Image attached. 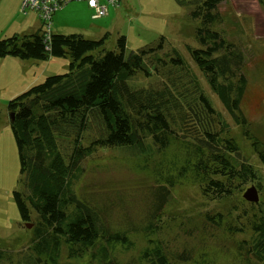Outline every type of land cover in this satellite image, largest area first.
<instances>
[{"label":"trees","instance_id":"trees-1","mask_svg":"<svg viewBox=\"0 0 264 264\" xmlns=\"http://www.w3.org/2000/svg\"><path fill=\"white\" fill-rule=\"evenodd\" d=\"M177 1L191 6V17L199 20L195 38L200 47L187 49L224 112L214 106L202 80L177 49L161 55L164 39L129 52L125 35L108 50L109 32L97 40L80 33H52L48 44L41 27L32 34L0 39V57L69 58L67 72L48 76L8 103L20 162L13 196L21 221L36 223L32 243L15 260L12 252L0 248V264H61L63 244L72 253L88 251L89 264H120L113 253L117 244H130L128 231L112 230L76 191L86 159L100 149L134 157L172 155L161 162L169 163L167 168L160 164L150 169L154 183L140 229L147 245L139 257L146 264H179L192 258L186 250L172 252L159 237L172 189L188 179L198 181L202 194L213 200L242 191L247 183L257 188L259 201L245 204L235 228L244 234L237 255L240 264H264V176L243 157L227 118L251 138L241 109L248 85L245 56L214 27L221 20L219 5L226 0ZM258 2L264 8V0ZM168 71L181 78L163 80L167 85L162 80L142 88L128 85L138 73L162 78ZM252 140L264 165V144Z\"/></svg>","mask_w":264,"mask_h":264},{"label":"rangeland","instance_id":"rangeland-1","mask_svg":"<svg viewBox=\"0 0 264 264\" xmlns=\"http://www.w3.org/2000/svg\"><path fill=\"white\" fill-rule=\"evenodd\" d=\"M87 8L83 0L70 2L55 14V18L71 24L58 27L54 20L52 30L62 34L80 33L88 39L97 40L103 32L100 33L96 26L113 24L110 32L106 31L109 32L106 48L114 50L118 36L125 35L128 52L157 45L164 39L161 55L177 49L202 80L214 106L224 112L187 49V46L200 47L195 38L199 20L191 17V6L177 0H122L118 7H109L110 16L107 14L100 18L92 17L94 11ZM219 11L221 20L214 27L244 53V72L248 79L241 109L249 122L251 138L245 136L242 128L227 116L231 136L238 143L243 157L264 176V165L252 146V138L264 144V8L258 0H226L219 5ZM17 14L36 20L34 12L29 11L26 15L21 11V1ZM15 22V19L11 20L10 28L0 33V39L13 35ZM68 65V57L46 60L20 59L10 55L0 57V248L12 252L14 260L17 253L32 243L33 226L28 228L21 221L13 196L20 179V162L8 103L48 76L67 72ZM179 74L168 71L159 78L158 75L147 77L138 73L128 85L130 88H142L158 80L172 83L181 78ZM184 82L185 79L180 83ZM169 158L172 155L168 152L134 157L118 150L100 149L86 159V170L76 184V191L81 199L97 208L112 230L128 231L130 244H117L113 253L120 264H146L139 257L147 245V237L140 229L148 206L149 187L154 183L150 169L160 164L167 168L169 163L161 162ZM251 185L247 183L242 191L235 189L231 195L215 200L206 198L199 182L192 179L173 187L159 237L172 252L186 250L192 254L190 261H179V264H240L237 244L244 234L235 232V228L240 225L241 212L249 202L243 193ZM263 197L264 194L260 193V198ZM208 215L214 216L215 221L208 219ZM30 222L35 225L36 220ZM60 263L89 264L91 261L88 251L77 249L72 253L63 244Z\"/></svg>","mask_w":264,"mask_h":264},{"label":"built area","instance_id":"built-area-1","mask_svg":"<svg viewBox=\"0 0 264 264\" xmlns=\"http://www.w3.org/2000/svg\"><path fill=\"white\" fill-rule=\"evenodd\" d=\"M75 0H21L23 13L35 12L44 29V41L49 44L52 34L53 17L56 12ZM88 6L93 9V17L100 18L109 12V6H119L120 0H86Z\"/></svg>","mask_w":264,"mask_h":264},{"label":"crops","instance_id":"crops-1","mask_svg":"<svg viewBox=\"0 0 264 264\" xmlns=\"http://www.w3.org/2000/svg\"><path fill=\"white\" fill-rule=\"evenodd\" d=\"M20 1L21 0H0V33H3V31H5L6 29H9L10 24H11V20H14V19L17 22H15V24H14L13 28L15 29L14 30L15 32L13 34H19V35L32 34L42 27V23H41L39 17L37 16V14L35 12L34 13L36 14V20L34 19V17H31V16H29V18H26L23 15L17 14L18 7L20 6ZM83 1H85V8H86V4H87L86 0H83ZM114 7H116V6H114ZM63 9H61V10H63ZM87 10L91 11L93 9H91L89 7V8H87ZM58 12H56L55 14H57ZM14 13H15V15L13 16ZM109 13H110V10H109ZM109 13H108V15L110 16L111 13L110 14ZM26 15H28V14H26ZM91 15H93V12ZM115 18H117V16ZM54 20L56 22V26H58V27L62 26L64 24H71L68 21H65L63 19L55 18V15L53 17V23H54ZM96 27L98 28L100 33L103 32V34H104L106 31L110 32L111 27H113V24H111V25H108V24L97 25ZM23 31H28V32L23 33ZM29 31H32V32H29ZM52 32L58 33L55 30H52ZM6 37H9V36H6Z\"/></svg>","mask_w":264,"mask_h":264},{"label":"water","instance_id":"water-1","mask_svg":"<svg viewBox=\"0 0 264 264\" xmlns=\"http://www.w3.org/2000/svg\"><path fill=\"white\" fill-rule=\"evenodd\" d=\"M13 117H14L13 113H10L11 120H13ZM243 197L249 202H258L259 201V192L254 185H251L249 188H247L245 190V192L243 193ZM25 226L28 228H32L33 223L26 222Z\"/></svg>","mask_w":264,"mask_h":264},{"label":"clouds","instance_id":"clouds-1","mask_svg":"<svg viewBox=\"0 0 264 264\" xmlns=\"http://www.w3.org/2000/svg\"><path fill=\"white\" fill-rule=\"evenodd\" d=\"M121 1V0H120ZM120 5V4H119ZM116 7H118V6H116ZM53 33V32H52Z\"/></svg>","mask_w":264,"mask_h":264},{"label":"bare ground","instance_id":"bare-ground-1","mask_svg":"<svg viewBox=\"0 0 264 264\" xmlns=\"http://www.w3.org/2000/svg\"><path fill=\"white\" fill-rule=\"evenodd\" d=\"M63 9V8H62Z\"/></svg>","mask_w":264,"mask_h":264}]
</instances>
